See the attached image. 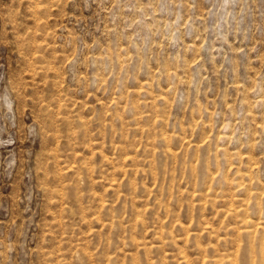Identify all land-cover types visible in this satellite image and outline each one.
<instances>
[{"label":"rangeland","instance_id":"rangeland-1","mask_svg":"<svg viewBox=\"0 0 264 264\" xmlns=\"http://www.w3.org/2000/svg\"><path fill=\"white\" fill-rule=\"evenodd\" d=\"M263 243L264 0H0V264Z\"/></svg>","mask_w":264,"mask_h":264},{"label":"bare ground","instance_id":"bare-ground-1","mask_svg":"<svg viewBox=\"0 0 264 264\" xmlns=\"http://www.w3.org/2000/svg\"><path fill=\"white\" fill-rule=\"evenodd\" d=\"M245 219H247V218H245ZM244 223H245V227H244L243 232L251 235L253 233V231H251L250 228H249V221H248V219L247 220H244ZM262 246H264V243L262 244ZM217 259H216L217 264H219V263L223 264V261H222L223 258H222V260H217ZM230 262H233V260L232 261L230 260Z\"/></svg>","mask_w":264,"mask_h":264}]
</instances>
